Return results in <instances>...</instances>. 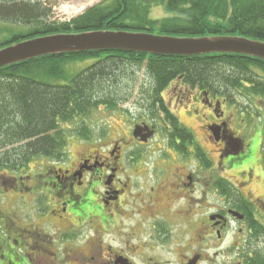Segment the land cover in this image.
<instances>
[{"label": "flooded vegetation", "instance_id": "1", "mask_svg": "<svg viewBox=\"0 0 264 264\" xmlns=\"http://www.w3.org/2000/svg\"><path fill=\"white\" fill-rule=\"evenodd\" d=\"M237 98L230 102L214 88L192 87L177 79L150 105L156 115L149 111L151 119L133 123L123 137L107 145L83 141L85 146L72 158L27 172L25 181L2 177L4 188L8 180L21 194L37 192L34 196L43 198L47 210L37 208L34 220L25 224L4 218L10 228L3 221L7 232L0 244L4 261L0 264H211L220 257L226 264H244L243 246L264 229L260 218L264 193L252 196L238 189L235 184L243 181L235 175L243 173L242 178L253 183L256 178L249 172L257 175L258 169L250 165L236 172L234 164L248 148L241 136L250 133L247 127H255L262 116L253 99L247 106L254 113L245 115ZM261 108L264 111V101ZM190 116L197 126L190 123ZM136 126L148 127L141 133L151 134L146 142L134 138ZM153 140L163 149L156 158H151ZM141 146L149 147V158L127 153ZM258 158L256 166L258 162L264 166L263 153ZM199 192L202 200L221 197L222 204L207 206L211 212L201 216ZM140 196H146L150 205L138 206ZM130 214L139 218L133 221ZM185 229L189 234L195 231L205 243L201 251L199 241L191 242L196 247L192 249L177 245L173 236ZM228 235L226 251H213L211 257L205 253L210 247L207 239L222 243ZM169 241L177 245L171 249L172 261L155 253Z\"/></svg>", "mask_w": 264, "mask_h": 264}, {"label": "trees", "instance_id": "2", "mask_svg": "<svg viewBox=\"0 0 264 264\" xmlns=\"http://www.w3.org/2000/svg\"><path fill=\"white\" fill-rule=\"evenodd\" d=\"M157 6H163L167 14L161 20L149 17ZM51 14L45 0H0V23L7 25L0 28V48L36 37L91 31L177 38L242 36L264 42V0H106L68 23L52 22ZM75 62L90 63L80 69ZM142 62L154 81L151 104L180 77L192 87L214 88L216 95L230 102L242 83L248 85L247 92L264 97V61L235 54L177 57L89 52L6 66L0 69V182L5 176L25 181L29 165L37 158L53 162L68 157L70 132L61 124L85 119L99 106L113 109L119 101L113 87L123 77L132 79L133 74L125 76L126 69ZM152 112L156 115L155 109ZM74 134L81 141L92 142L91 130L83 122ZM2 188V196L12 191L27 197L29 205H35L39 197L34 196L37 192L21 194L16 186ZM2 219L5 234L4 223L9 229V220ZM261 234L264 229L255 236ZM244 264H264V251L246 254Z\"/></svg>", "mask_w": 264, "mask_h": 264}, {"label": "rangeland", "instance_id": "3", "mask_svg": "<svg viewBox=\"0 0 264 264\" xmlns=\"http://www.w3.org/2000/svg\"><path fill=\"white\" fill-rule=\"evenodd\" d=\"M105 1L106 0H45V4L48 6V8L51 9L52 22L56 21L60 23H68L72 19L83 14L86 10L94 6L104 4ZM166 15L167 14L164 10V7L157 6L150 10L149 17L153 20H161L163 17H166ZM1 27H7V25L0 23V28ZM2 36H3V32L0 31V40L3 39ZM75 64H76L75 67H78L80 69L88 65L85 63H81V62H75ZM75 67L74 68L67 67V69L72 70V69H75ZM133 68L131 67L127 68L126 69L127 73L125 74V76L127 74L129 75L133 74L134 76L132 77V79L130 78L124 79L123 77V80L118 82V84H116L113 87L114 91L115 92L117 91V93L119 94L118 96L119 101L116 102V105L114 106L113 109H106L102 106H99L98 108L93 109L88 115V117L85 119L77 120L72 123H62L61 124L60 127L64 129L66 133L70 132L69 133L70 138L68 139V147H67V154L69 158H72L74 155L80 152V150H82V148L85 146L82 144L83 141L78 139L74 134L77 126L81 122H83V125L85 127L87 126L91 130V133H92L91 140L92 141L99 142V143L102 142V144L104 143L105 145H107L111 139L118 137V136L123 137V134H126L128 130L130 132V129L133 123L135 122L139 123L140 120H147L149 118L151 119L149 111L152 108H150L149 101H150V96H151V91H152L151 86L154 83V81L152 77H150L145 71V62H142L141 65L137 67H133ZM253 70L260 77H263L260 71L256 69H253ZM247 86L248 85L246 83H242V87L239 89L242 94V95L239 94L241 96L239 98V104H240V107L242 108L241 110H243L245 115H248V113H254L253 109L247 106V103L250 102L249 99H253L252 103L253 101L255 102L256 107L259 108V109L257 108V110L261 112L262 118L259 120V123H257L255 127L253 126L247 127L246 129L247 131L252 130L250 133L245 132L244 137L241 136L243 139L246 140V143L248 144V148L244 150V153H242L241 156L238 157V159H236L240 161L235 163L234 167L239 168L236 171V172H239L240 170L252 165L258 169L257 170L258 174L254 175L253 172H249V174H251L253 177L256 178V181L253 183L247 182L246 178L243 179L242 178L243 173L242 174L237 173L236 175L234 173L233 175H235V179L238 182L243 181V182H240L239 185H237V183L235 184L238 189H241L243 191H249V194L252 196H258L264 193V173H262L259 170V169H262V171H264V166L261 165V162H258L257 166L255 164L259 160L258 158L259 155L260 154L262 155L260 151V146L263 145L264 147V137L262 140V132L264 134V111H262V108H261V102L264 101V97L257 96L255 94L247 92L246 91ZM173 95H174L173 93L170 94V96H173ZM232 100L234 102H237L238 98H236L235 96V98L232 97ZM189 119H190V123L192 121L194 122V124L192 123L193 126L198 125V122L196 119L191 121V119H193L192 116H190ZM134 129H133V132H134ZM133 136H134V133H133ZM134 138H136V136H134ZM200 139H201V135H200ZM261 140H262V144H261ZM153 143L155 144L154 149L152 150L154 151V154L151 155V158H156L162 153L163 149L159 150V147L156 145L157 141L153 140ZM127 153L128 154L132 153L131 155H133L134 153H137V154L143 153V156H146L147 158H149L148 157L149 147L141 146L139 148H136V150L134 148H129ZM33 161H35L34 162L35 164L32 162L29 165V167L31 168L30 170H27L28 173H30V171L31 172L40 171L42 168V165L50 162V161L47 162L46 160H43L40 158H37ZM243 177H246V176H243ZM9 182L10 181L7 180L4 183L5 188L10 185ZM1 186L4 187L2 183H1ZM1 186H0V233H3V229H4V227L2 228V225H1V222L3 220L2 218H8L12 222L16 221L17 219L18 223L25 224V223L32 222L31 220H34L35 214H36L35 211H37V208H41L44 211L47 210V208L45 207V201L43 199H40L41 197L40 195L38 199H36L35 205H29L27 197L20 198V196H17L15 194V192L11 191L8 193V196H2V192L4 191V189ZM201 194L202 192H199L198 194H196L197 197L201 196L199 198L200 204L204 205L202 208H200L201 216H206L205 214L211 212V209H208L207 206L210 207L212 206V204L215 206H218L222 204L221 201L223 200L220 196H219L220 198L214 197V201L211 198H209V196H207L205 200H202L203 197ZM23 202H25L26 205H24ZM136 203L138 204V206H142V207H144V205L145 206L150 205L148 198L146 196H143L142 199L140 198L136 199ZM129 212H132V211H129ZM130 217L133 219V221L139 218V216L131 215V214H130ZM260 218L264 223V209L260 211ZM187 232H189V230L185 229L182 233L178 232L176 235L174 234L173 238L174 237L176 238L177 245L182 246V245L188 244L192 249L193 247H195V245H191V242L196 243L199 241V239L197 238L198 234L195 231H191L190 234ZM190 235H192L193 241L189 240ZM261 235L262 236H259V237L257 236V237H254L255 239L249 240L250 242H246L245 246H243V251L246 254H253V252L256 250L260 252L264 251V234H261ZM215 239L216 238L210 237L209 239L206 240L210 243L209 245L210 247L208 248L207 251H205V253L208 252L209 257L213 256L212 255L213 251H217V250L226 251L228 248V242L230 240V236L228 235L227 240L223 241L222 243L217 242ZM177 245H174L172 241L171 242L169 241L167 244V247L159 246L158 249L155 250V253L160 254L162 256V259L164 260L172 261L174 259V253L171 249H173V247L174 246L176 247ZM197 245H198V249L201 251L202 248H204L205 243L202 240H200ZM215 263L216 264H226L221 257L211 264H215Z\"/></svg>", "mask_w": 264, "mask_h": 264}, {"label": "water", "instance_id": "4", "mask_svg": "<svg viewBox=\"0 0 264 264\" xmlns=\"http://www.w3.org/2000/svg\"><path fill=\"white\" fill-rule=\"evenodd\" d=\"M112 51L177 57L235 54L264 61V42L242 36L177 38L149 33L91 31L36 37L0 48V69L46 56ZM144 128L147 127L136 126L133 133L146 142L151 134L142 136Z\"/></svg>", "mask_w": 264, "mask_h": 264}]
</instances>
